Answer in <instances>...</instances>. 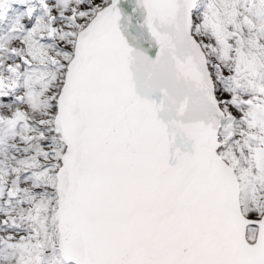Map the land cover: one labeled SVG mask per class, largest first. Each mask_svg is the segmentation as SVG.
<instances>
[{
  "label": "snow or ice",
  "instance_id": "1",
  "mask_svg": "<svg viewBox=\"0 0 264 264\" xmlns=\"http://www.w3.org/2000/svg\"><path fill=\"white\" fill-rule=\"evenodd\" d=\"M0 264H264V0H0Z\"/></svg>",
  "mask_w": 264,
  "mask_h": 264
}]
</instances>
